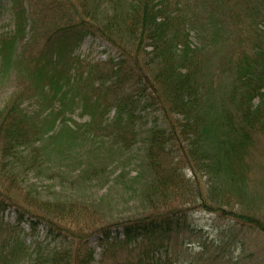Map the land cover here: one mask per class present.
Wrapping results in <instances>:
<instances>
[{"label":"trees","instance_id":"obj_1","mask_svg":"<svg viewBox=\"0 0 264 264\" xmlns=\"http://www.w3.org/2000/svg\"><path fill=\"white\" fill-rule=\"evenodd\" d=\"M9 4L12 29L0 33L1 75H6L20 41L30 35L24 44L34 42L37 31L53 19L64 22L47 30L40 51L30 58L28 87L22 88L25 93L32 90L28 101L45 106L35 112L17 101L0 111V264H20L19 257L26 251L24 264H105L108 260L111 264H182L175 249L182 242L174 245L173 241L190 230L192 205L222 206L233 197L247 196L250 151L264 124V0H35L34 4L9 0ZM191 6L194 14H189ZM197 17L205 20L200 27ZM227 18L239 33L249 28L255 42L247 51L237 48L225 56L218 76L207 77L202 59L207 46H201L204 32L210 26L209 40L220 37ZM87 35L107 42L118 56L76 67L78 58L72 53ZM192 36L197 42H191ZM87 80H91L87 91L91 97L83 92ZM92 81H99L98 88ZM105 87L115 92L107 104L98 96ZM77 103L81 123L72 118ZM109 108L114 109L111 116ZM153 108L157 111L153 121L141 123ZM138 135L142 140L137 151ZM61 139L66 147L82 149L78 142L89 147L78 156L58 147L57 164L52 165L48 155L55 148L48 143ZM116 146L124 152H141L133 160L140 164L137 178H131L137 187L127 178L120 189L139 194L143 207L151 211L109 220L64 191L66 185L73 189L70 180L85 175V180L107 187L98 205L108 201L106 196L125 171L122 158H113ZM107 147L115 168H121L115 179L110 178L112 173L97 172L86 163L88 154H102ZM179 162H187L195 178L187 186L189 198L178 207L161 209L164 192L178 189L175 180L184 185L181 173L177 175L172 166ZM144 163L148 178L140 175ZM31 171L36 178L31 184L15 180L19 172ZM8 206L16 212L12 225L5 224L1 215ZM80 213H96L101 219L90 228L100 237L98 261L89 235L81 234L85 229L75 223L73 216ZM25 217L31 231L43 223L52 237L67 245L45 247L31 241L28 250L23 238L11 235ZM232 217L235 223L264 232L263 218L242 211ZM123 249L127 255L119 259Z\"/></svg>","mask_w":264,"mask_h":264},{"label":"rangeland","instance_id":"obj_2","mask_svg":"<svg viewBox=\"0 0 264 264\" xmlns=\"http://www.w3.org/2000/svg\"><path fill=\"white\" fill-rule=\"evenodd\" d=\"M32 2L34 4L35 0H32ZM9 5V0H0V33L12 29ZM194 13V6H191L189 8V14ZM197 20H199L196 25L197 27H200L201 24L205 23L204 18L197 17ZM63 22L64 20L61 19H53L49 21L46 27L37 31L34 42H30L28 45L24 44V41L25 43L28 42L27 39L30 36L29 35L24 41H20L17 44L16 51L14 52V56L9 64L6 75L0 74V111L5 109L11 103L13 104L17 101H23V104L21 105L22 107L29 110L34 109L35 112L39 111V107L43 108L45 106L43 104H40L39 106L35 102L31 103V100L28 101L27 99L31 94L33 95V93H31L32 90L25 93L22 88L28 87L25 76L33 67L30 58L34 57L35 54L40 51L39 49L42 46V41L46 36L47 30L55 29ZM209 30H212V27L210 29V26H207V32H204L205 43L201 44V46H207V51L204 53L202 59L205 61L204 71L206 72L207 77L212 75L215 78L220 72L219 69L221 68L222 62L225 60V56L229 57L230 53L237 48H240L243 51L249 50L255 42L256 37L251 36L249 28L245 29L244 34L237 32L230 18L225 20L222 30L220 31L221 35L220 37L215 38V40H209ZM190 40L191 42H197L196 38L193 36ZM72 54L77 56L78 62L76 67L79 68H86V65L88 64L94 65L95 63L105 61L110 57L115 58L118 56V52H116L107 42L91 35L85 36ZM97 77L98 74L95 75V78ZM90 81L91 80L86 81L87 85L85 86V89H83V92L88 94V96H90V93L87 91L92 87ZM98 84L99 81L94 83L95 88H98ZM101 89L102 90L98 95L99 101L105 100L106 102L104 104L110 103L114 98L115 92L107 89V87ZM96 93L97 91L94 94ZM56 105L57 104H55V106ZM78 105L79 103L75 105L76 109L72 118L78 123H81L84 119H81L78 115L80 113ZM108 111L109 116H111L114 109L109 108ZM154 111H156V109H151L148 112V116L142 120L141 123L153 121L157 112ZM262 116L264 118V115ZM255 138L256 140L249 156V165L251 166V169L246 175L247 179L244 185L247 196L243 198L233 197V200L222 206L210 202L209 199L208 201L210 203L207 202L208 205L206 206L198 204L197 202L195 205L191 204L192 210L190 211L189 219L191 228L187 233L182 235L184 237L180 235L173 241L174 245L182 242V245H175V249L179 252L178 259L183 261L182 264H190L191 262L195 263L199 261H202V264H264V232L258 231L241 221L239 222L244 224L235 223L232 217L235 211H242L243 213H250L256 217L264 219V124ZM141 140L142 136L138 135L136 139L137 143L135 144L137 151L141 146L139 143ZM64 142L65 139H61L48 143L52 148H55L52 149L51 152L52 158L48 155L50 164H57L54 162V158L56 157L59 148H61V152L64 153L70 149L73 151V154L78 153V156L79 151L81 152L82 150L86 152V149L89 147L82 145L79 142L77 144L81 145L82 149H78L75 145L66 147ZM112 150L114 154L113 158H116L117 156L122 158L121 162L123 163L121 164L125 167V171L124 176H119L117 179V185L110 190V195L106 196L108 201H105L102 205H98V198H101L107 187L100 188L97 181L85 180V175L77 180H70L69 182L73 185V189H70V185H66V191L64 192L70 195V197H73L74 200H84L90 211L105 214V218H109V220L112 218H123L150 212L151 209L148 210V208L143 207L145 204L140 202L142 198L139 197V194L120 189L122 187L121 184L123 183V179L126 180L127 178L132 181L128 180V183L132 184V187L133 185L137 187V182L133 181L131 178H137L135 175L136 169L140 167V164H137L138 162L135 164L133 160L141 155V152H137L135 149L124 152L123 150H118L117 146L113 147ZM109 151L111 152V148L108 147L102 152V154H97L92 151L88 154L86 163L88 167L94 165L97 172L104 170L109 172V174L112 173L110 178L115 179L121 168H115L117 164L112 163L113 160L109 157ZM106 152H109L108 156H102ZM98 158L100 160H98ZM172 166L176 168L177 175L179 172L181 173L184 185L182 186L179 178L175 180V186H177L178 189H169V191L164 192V199L161 201L162 207L159 206L161 209L178 207L182 202H186L190 195L187 186L190 187L195 181L190 165H188L187 162H179ZM140 171L142 177L148 178L150 176V171L145 163L141 166ZM93 176L103 177L100 175H92V177ZM198 176L202 181L206 179L201 171L198 172ZM35 179V172L33 171L26 174L19 172L15 178L17 182H24L26 185L34 182ZM140 181L142 182L140 183L139 188L143 189L144 186H141L143 180ZM111 185L112 184H110V186ZM17 193L21 194V192ZM95 214L93 216H86L84 213H80V215H74L73 217L75 223H78V226L82 225L85 229L84 231H80L81 234L87 232L86 235H89V246L94 249L95 260H99L101 248L98 246V238L100 237L94 232L90 233V231L93 230L90 228H93V226L98 224L101 220L99 216H95ZM1 215L3 216L5 224H14L16 212L13 206H8ZM24 219L25 220L19 224L20 227H15L14 230H11V232H13L11 235H19L23 238L25 243L24 247H27L28 250L30 249L29 245H31V241L41 242L45 247L67 245L61 238L52 237L48 232V227L43 223H40L34 231H31L28 219L26 217ZM66 226L71 228L69 225ZM112 235H115L114 230ZM176 252L177 251H173V253ZM126 255L127 252L123 249L119 252L118 258L123 259ZM216 255L219 257L216 258ZM19 259H21L20 264H24L26 259H28L27 251L25 256L22 258V255H20ZM110 260L112 259L110 258ZM105 264L111 263L108 260Z\"/></svg>","mask_w":264,"mask_h":264}]
</instances>
